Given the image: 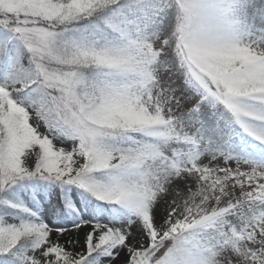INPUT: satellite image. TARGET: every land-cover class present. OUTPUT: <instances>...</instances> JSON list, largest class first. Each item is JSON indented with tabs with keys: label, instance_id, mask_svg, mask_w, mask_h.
<instances>
[{
	"label": "snow or ice",
	"instance_id": "obj_1",
	"mask_svg": "<svg viewBox=\"0 0 264 264\" xmlns=\"http://www.w3.org/2000/svg\"><path fill=\"white\" fill-rule=\"evenodd\" d=\"M0 264H264V0H0Z\"/></svg>",
	"mask_w": 264,
	"mask_h": 264
},
{
	"label": "rangeland",
	"instance_id": "obj_2",
	"mask_svg": "<svg viewBox=\"0 0 264 264\" xmlns=\"http://www.w3.org/2000/svg\"><path fill=\"white\" fill-rule=\"evenodd\" d=\"M41 130H43V129H41Z\"/></svg>",
	"mask_w": 264,
	"mask_h": 264
}]
</instances>
